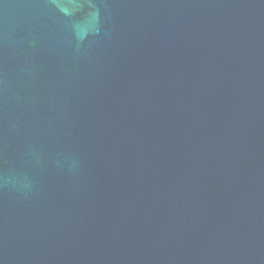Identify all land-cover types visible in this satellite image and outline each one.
<instances>
[{
	"label": "water",
	"instance_id": "1",
	"mask_svg": "<svg viewBox=\"0 0 264 264\" xmlns=\"http://www.w3.org/2000/svg\"><path fill=\"white\" fill-rule=\"evenodd\" d=\"M10 171L0 264H264V0H0Z\"/></svg>",
	"mask_w": 264,
	"mask_h": 264
},
{
	"label": "clouds",
	"instance_id": "2",
	"mask_svg": "<svg viewBox=\"0 0 264 264\" xmlns=\"http://www.w3.org/2000/svg\"><path fill=\"white\" fill-rule=\"evenodd\" d=\"M76 162L69 167L75 168ZM9 187L13 190L27 196L32 189V182L27 177L19 176L15 171L0 172V188Z\"/></svg>",
	"mask_w": 264,
	"mask_h": 264
}]
</instances>
